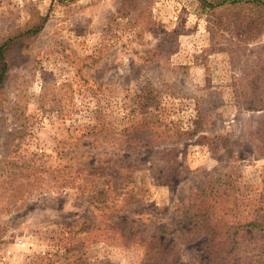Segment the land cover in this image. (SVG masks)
Segmentation results:
<instances>
[{
  "label": "rangeland",
  "instance_id": "rangeland-1",
  "mask_svg": "<svg viewBox=\"0 0 264 264\" xmlns=\"http://www.w3.org/2000/svg\"><path fill=\"white\" fill-rule=\"evenodd\" d=\"M220 14L0 0V264H210L196 194L264 180V25Z\"/></svg>",
  "mask_w": 264,
  "mask_h": 264
},
{
  "label": "trees",
  "instance_id": "trees-1",
  "mask_svg": "<svg viewBox=\"0 0 264 264\" xmlns=\"http://www.w3.org/2000/svg\"><path fill=\"white\" fill-rule=\"evenodd\" d=\"M202 10L211 13L213 19L212 39L220 32L223 21L220 13H226L228 25L250 27L263 26L264 0H196ZM42 18L38 24L28 28L25 35L37 34L43 26ZM11 38L0 44V80L6 70L4 53L10 47ZM252 105V104H250ZM264 127V116L262 117ZM208 184L195 196L193 217L205 223L201 231L189 232L188 237L201 238L209 247L210 264H264V180L257 195L244 193L241 187L233 185L231 190L215 189ZM210 190V191H209ZM215 192V193H214ZM218 192V193H216ZM220 204L221 213L214 212ZM210 230H207L209 229ZM132 234V233H130ZM157 259L152 264H175L174 248H158ZM191 264H196L195 261Z\"/></svg>",
  "mask_w": 264,
  "mask_h": 264
}]
</instances>
